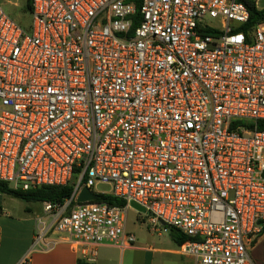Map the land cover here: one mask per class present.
I'll use <instances>...</instances> for the list:
<instances>
[{
	"label": "built area",
	"instance_id": "built-area-1",
	"mask_svg": "<svg viewBox=\"0 0 264 264\" xmlns=\"http://www.w3.org/2000/svg\"><path fill=\"white\" fill-rule=\"evenodd\" d=\"M0 3V182L73 187L43 203L32 248L122 251L135 202L187 237L196 264H254L264 230V21L240 0ZM104 184L108 191L95 192ZM83 188L125 208L77 203ZM75 201L76 204L72 205ZM125 210V211H124Z\"/></svg>",
	"mask_w": 264,
	"mask_h": 264
},
{
	"label": "crops",
	"instance_id": "crops-1",
	"mask_svg": "<svg viewBox=\"0 0 264 264\" xmlns=\"http://www.w3.org/2000/svg\"><path fill=\"white\" fill-rule=\"evenodd\" d=\"M254 1L262 10L259 1ZM5 195L0 193V264H18L32 248L37 219L42 216L32 207L21 213L11 211L6 206ZM254 240L256 244L257 240L264 242L263 232ZM180 245L177 242H136L134 248L122 251L109 243H60L49 252H35L32 260L33 264H78L80 261L86 264H196L193 257L181 253Z\"/></svg>",
	"mask_w": 264,
	"mask_h": 264
},
{
	"label": "rangeland",
	"instance_id": "rangeland-1",
	"mask_svg": "<svg viewBox=\"0 0 264 264\" xmlns=\"http://www.w3.org/2000/svg\"><path fill=\"white\" fill-rule=\"evenodd\" d=\"M258 1L259 7L264 9V0ZM26 2L27 0H0L5 12L22 28L29 29L32 24V14L25 9ZM109 189V186L99 184L96 186L95 192H104ZM4 199L6 206L15 213L24 212L28 207H32L41 216H44L43 205L40 202H26L7 195L4 196ZM125 218L126 229L128 233L135 236L136 242L154 244L174 242L170 227L163 224L152 225L150 216L146 213H140L131 208L125 212ZM254 242L255 240L248 246L250 257L255 264H264V242L261 240H257V244Z\"/></svg>",
	"mask_w": 264,
	"mask_h": 264
},
{
	"label": "trees",
	"instance_id": "trees-1",
	"mask_svg": "<svg viewBox=\"0 0 264 264\" xmlns=\"http://www.w3.org/2000/svg\"><path fill=\"white\" fill-rule=\"evenodd\" d=\"M137 6H139L142 0H131ZM243 2L250 12V25H254L256 23H261L264 21V9L259 10L256 6V2L254 0H240ZM25 9L30 13L32 11L31 0H27ZM258 128H264V122L258 123ZM0 193L12 196L14 198L26 201V202H51L53 204H63L66 200L70 199L73 193V187H55V186H43L36 189H31L28 191L23 190H15L10 187L9 184L5 182H0ZM97 203H106L112 207L125 208L126 202L116 198L110 194H97V199L95 200ZM76 202L73 201L72 205H75ZM172 232V238L174 242L178 244H183L187 241V237L182 235L179 231L174 228H170ZM264 234V230H263ZM78 264H86L84 262H78Z\"/></svg>",
	"mask_w": 264,
	"mask_h": 264
},
{
	"label": "water",
	"instance_id": "water-1",
	"mask_svg": "<svg viewBox=\"0 0 264 264\" xmlns=\"http://www.w3.org/2000/svg\"><path fill=\"white\" fill-rule=\"evenodd\" d=\"M97 199V194L93 193L88 188H83L79 193L78 197L76 198L77 203H86V202H93ZM132 209L140 212V213H147L146 209L139 204L132 202L131 203Z\"/></svg>",
	"mask_w": 264,
	"mask_h": 264
}]
</instances>
